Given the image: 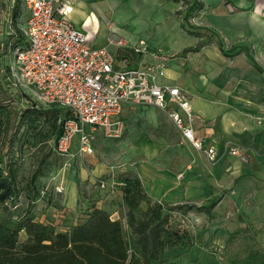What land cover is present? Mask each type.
<instances>
[{
    "label": "rangeland",
    "instance_id": "374dc122",
    "mask_svg": "<svg viewBox=\"0 0 264 264\" xmlns=\"http://www.w3.org/2000/svg\"><path fill=\"white\" fill-rule=\"evenodd\" d=\"M80 1L73 4L71 21L78 30L94 31L97 45L133 65L164 59L169 78L189 99L218 105L212 121L197 112L200 133L217 132L228 115L254 108L223 95L241 83L264 87V74L254 68L259 61L255 51L264 42V0ZM28 16L25 0H0V106L7 107L0 113V163L6 176L13 166L16 189L0 207V223L34 217L66 230L97 209L121 223L130 246L124 188L126 180L139 179L152 203L172 208L163 211L166 229L183 238L167 244L163 260L224 264L227 258L264 250V181L254 174L253 152L246 159L233 157L225 152L234 144L226 143L220 160L210 163L183 140L164 112L126 107L122 138L97 135L89 158L59 155L55 140L66 111L35 102L9 82L13 51L23 39ZM199 45V52L180 56ZM77 147L76 138L73 152ZM141 209L147 210L146 203ZM27 241L22 232L17 249L1 254L0 264L20 257Z\"/></svg>",
    "mask_w": 264,
    "mask_h": 264
},
{
    "label": "built area",
    "instance_id": "2783aa9c",
    "mask_svg": "<svg viewBox=\"0 0 264 264\" xmlns=\"http://www.w3.org/2000/svg\"><path fill=\"white\" fill-rule=\"evenodd\" d=\"M76 1L25 0L29 16L24 44L14 48L9 66L10 86L41 105L61 107L68 114L60 122L57 153L92 157L97 135L111 140L123 137L126 107L155 108L168 116L186 143L210 163L218 162L220 151L207 147L196 133L197 118L187 96L178 87L163 84L165 60L133 65L106 46L96 47L70 19ZM76 138L78 147L73 152ZM225 153L244 159L249 154L239 147Z\"/></svg>",
    "mask_w": 264,
    "mask_h": 264
},
{
    "label": "trees",
    "instance_id": "16d2710c",
    "mask_svg": "<svg viewBox=\"0 0 264 264\" xmlns=\"http://www.w3.org/2000/svg\"><path fill=\"white\" fill-rule=\"evenodd\" d=\"M17 10L14 7L15 18ZM23 44L24 38L16 42V46ZM200 47L187 49L180 56L186 58L190 53L199 52ZM220 48L223 51L222 45ZM2 62L3 55L0 54V69ZM6 108L0 106V113L6 112ZM60 134L59 129L56 139ZM12 167L6 176L0 163V207H5L7 201L16 195ZM123 202L132 237L131 247L124 240L121 223L113 221L101 210H93L83 223L73 224L66 230H60L52 223L36 222L31 217L13 225L0 223V255L17 249L22 232L28 236L22 255L5 258L1 264H172L161 258L167 244L183 239L178 233L166 229L168 221L163 211L172 208L152 203L139 179L126 180ZM141 203H146V211L141 209ZM223 263L264 264V250L233 256Z\"/></svg>",
    "mask_w": 264,
    "mask_h": 264
},
{
    "label": "crops",
    "instance_id": "0c3cea01",
    "mask_svg": "<svg viewBox=\"0 0 264 264\" xmlns=\"http://www.w3.org/2000/svg\"><path fill=\"white\" fill-rule=\"evenodd\" d=\"M84 1L85 0H81L80 2L84 3ZM240 1L241 3H248V0ZM71 18L72 17L70 16V19ZM85 29L81 28L77 30L92 38V42L96 47H103L96 44V40H94L95 37L93 35L96 33L91 29ZM255 52L259 63L253 60L254 68L260 74H264V68L261 66H264V42L259 44ZM258 67L262 70L260 71ZM167 71L169 72L170 70ZM168 74L169 73H167L166 78L163 80V84L175 86L182 90L176 81L169 78ZM223 96V99L233 98V100H244L247 106L254 108L247 109L246 113L242 115H228L225 117L224 121L222 120V122L218 124L217 132L212 129L206 131V133L201 131V134L196 126V133L199 138L204 139L207 147H215L220 151L222 150V145L230 143L234 144L231 147L246 148L249 154L253 152L255 156L252 154L251 160L252 164L256 168V172L253 173L264 181V87L256 84L241 83L238 85L236 90L230 92L229 95L225 94ZM187 99L191 104L195 116L198 112V114L208 118L210 121L216 118L218 112L216 113L214 110L218 107V105L215 104L214 106L209 107L208 105L201 104L197 97L189 99L187 96Z\"/></svg>",
    "mask_w": 264,
    "mask_h": 264
}]
</instances>
